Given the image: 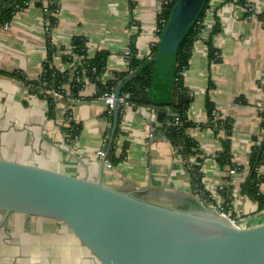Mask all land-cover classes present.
<instances>
[{
  "label": "crops",
  "instance_id": "0c3cea01",
  "mask_svg": "<svg viewBox=\"0 0 264 264\" xmlns=\"http://www.w3.org/2000/svg\"><path fill=\"white\" fill-rule=\"evenodd\" d=\"M244 1L254 6L255 13L232 0L209 1L203 36L208 35L216 16L220 31L213 37V46L220 58L210 62L206 44L198 40L183 72L189 98L184 105L189 123L185 133L200 151L187 162L167 139L165 113L162 122L152 123L149 115L155 110L147 106L119 110L109 147L113 119L108 120L107 107L95 100L94 84L87 81L68 104L56 99L60 101L56 114L49 117L46 99L30 91L20 78H39L48 61L49 45L54 48L52 54L62 56L54 65L69 70L64 54L79 42L89 58L106 55L101 82L112 79L114 72L128 73L123 53L130 50L136 58L150 59L151 47L157 44L161 0H59L50 32L43 8L31 4L18 12L7 28L0 29V158L97 180L102 163L97 151L103 149L108 156L113 146L115 155L123 159L111 169L104 167L106 184L135 190L149 201L175 205L187 197H198L192 190L190 169L202 159V185L219 202L217 189L229 178L227 168L220 169L215 160L223 133L210 127L211 105L216 116L232 123V162L243 167L229 185L230 212L245 217L246 226L263 222L264 210L259 211L256 203L240 193L251 149L264 138V20L260 18L264 17V0ZM171 80L156 94L171 93ZM166 98L176 104V95ZM71 123L78 134L69 142L64 129ZM260 190L264 192V184ZM80 256L71 238L51 222L0 213V264H81Z\"/></svg>",
  "mask_w": 264,
  "mask_h": 264
},
{
  "label": "water",
  "instance_id": "95a60500",
  "mask_svg": "<svg viewBox=\"0 0 264 264\" xmlns=\"http://www.w3.org/2000/svg\"><path fill=\"white\" fill-rule=\"evenodd\" d=\"M206 1L177 0L157 53L146 64H155L151 93L162 92L172 79L179 43ZM120 92L121 85L114 92L109 147ZM186 95L177 92L178 106L189 101ZM139 101L149 104L150 93ZM163 116L157 112V122ZM106 159L107 153L97 180H90L0 158V213L51 222L75 243L81 264H264V221L235 225L198 197L175 205L115 188L103 179Z\"/></svg>",
  "mask_w": 264,
  "mask_h": 264
},
{
  "label": "trees",
  "instance_id": "16d2710c",
  "mask_svg": "<svg viewBox=\"0 0 264 264\" xmlns=\"http://www.w3.org/2000/svg\"><path fill=\"white\" fill-rule=\"evenodd\" d=\"M34 1V2H33ZM166 2L162 4L161 11L158 15L159 21L167 22L171 16L174 7L176 6L177 0H165ZM209 1L207 0L204 3L202 11L199 13L195 21L187 29L184 38L179 43V47L174 59V74L171 82L169 83V89L171 93H163L161 95L151 93L152 90V78L155 64L146 66L149 58H136L131 55L129 58V70L131 72L130 76L128 73L114 72L113 78L107 80L106 82H101L100 77L101 73L105 67L106 55L100 54L96 57L89 58L86 54V48L82 42L76 43L73 46V52L82 57L83 67L77 69L78 75L75 73L70 74V70H67L63 73L58 72L54 68L50 67L48 64L51 60V54L54 52V48L50 45L47 47L48 51V61L43 66V73L39 76L37 80H26L24 77H20L22 81L25 82L30 91L34 94L41 96L46 99L48 103V115L53 117L57 111V105L61 103L68 104L71 98H75L77 94L82 89V77L87 78L88 81L92 82L96 86V98L104 89H116L121 85V92H130L131 98L130 103L135 106L144 105L150 109H153L158 112L165 113V119L163 128L165 130L167 139L171 142L177 154L181 156L184 160H188L190 156L200 154V151L197 148L196 142L186 135L185 129L188 127L189 123L186 121V108L184 106H177L173 100L169 101L166 97L167 95L175 96L177 92L185 90L183 86V72L188 67L190 58L192 56V51L195 45V42L198 40H203L206 44L208 51V59L210 62H217L220 58L219 52L213 46V37L219 33L220 26L219 22L214 17V24L212 25L207 36H203V32L207 29L205 21L207 18V13L210 9ZM59 0H0V29L6 24L10 23L15 14L28 8L31 4L34 6L43 8L46 10L47 19L51 27H54L56 23L55 17L51 14L56 12L59 8ZM244 3V0H240V4ZM46 4V5H45ZM264 20V17H260ZM160 37L163 33V26L159 24ZM158 50V44H155L151 47L150 58L156 55ZM64 60L67 61V58L64 57ZM85 69L84 74L82 75L81 69ZM95 68V72L92 73L91 69ZM76 76L79 80L76 79ZM130 78L129 81H125ZM46 82L43 88L45 90L54 89L58 92H62V86L68 84L69 91L63 92V98L60 101H57L55 98H52L48 95L39 94L35 87L40 85L41 82ZM125 81V82H124ZM148 91L151 95L150 103L144 104L139 101L141 94ZM209 106V114L211 118L210 127L214 130L215 133L222 132L223 136L221 137V151L216 155L215 160L220 169H234L236 173H239L243 170V167H238L232 162L231 154V134H232V123L230 121L224 120L216 116L214 109ZM169 112H171L170 115ZM107 115V114H106ZM108 120H112V116ZM175 116H178L180 123L174 125ZM261 116L264 120V112L261 113ZM264 129V121L262 124ZM66 138L69 142H72L78 134V129L71 123L68 128H65ZM117 134V133H116ZM114 147H111V150L107 156V159L113 164H116L123 159L122 156H116ZM198 160V159H197ZM202 159H199L197 165L191 166L190 177L192 190L196 195H199L200 199L203 201H212L209 197V193L204 189L202 185V175L200 172V164ZM264 165V138L259 144H255L249 155L248 160V174L244 179L243 183L240 186L241 195L246 196L249 200L256 203L258 210H264V192L260 190L262 184H264V174L261 173V167ZM221 199L224 200V204L230 206L232 201V188L230 186L224 187V189L219 193Z\"/></svg>",
  "mask_w": 264,
  "mask_h": 264
},
{
  "label": "built area",
  "instance_id": "2783aa9c",
  "mask_svg": "<svg viewBox=\"0 0 264 264\" xmlns=\"http://www.w3.org/2000/svg\"><path fill=\"white\" fill-rule=\"evenodd\" d=\"M232 1L235 2L236 4L242 5V7H244L250 13H255L254 6L251 5V4H249V3H247L246 1H244V3H242V4H240V0H232ZM165 2H166L165 0H161V3L162 4L165 3ZM58 5H59V3H58ZM44 11L46 13H48L46 10H44ZM57 12H58V9L56 10V12L52 13L51 15L53 17H55L56 14H57ZM262 23L264 24V21H262ZM9 24L10 23L6 24L4 26V28H7L9 26ZM159 24H161V26H163V28H164L166 22L165 21H160ZM52 28L53 27L50 28L49 22H47V26H46L47 32H50ZM160 29L161 28L159 26L156 29V33H157V36H158L157 44H159L160 38H161L159 36L160 35V31H161ZM64 55L66 56L67 61L69 63L70 74L75 73V71H76L75 75H78L79 73L77 72V69L79 67H83V64H84L83 61H82V57L79 56V55H77L76 53H74L73 50H71L70 52L65 53ZM130 56H131L130 50L125 51L123 53V55H122V58L125 60V62L127 64V67L125 68V72H128V73H131L130 70H129V67H128L129 66V58H130ZM61 57L62 56H60V55H54V54H52L51 55V60H50V62H49L48 65L50 67L54 68L55 70H57L58 72L63 73V72H65V69L64 68H62V67H56L54 65V63L56 61H58L59 59H61ZM84 72H85V69L82 68L81 69L82 75L84 74ZM91 72L94 73L95 72V68H92L91 69ZM42 73H43V71H42ZM76 79L79 80V78L77 76H76ZM87 81H88L87 78L82 77V88L84 87V84ZM88 82L89 83H92L90 81H88ZM45 84H46V82H44V81L41 82L40 85H38V86L35 87V90L39 94L48 95V96H50L52 98H55L57 100H61L63 98V92L69 91V86H65L66 89L68 88L67 91H66L65 88L63 89V86H62V88H61L62 89V92H58V91H56L54 89L45 90L43 88V86H45ZM92 84H94V83H92ZM114 92H115V89H109V88H107V89H104L95 98L96 101H99V102L103 103L107 107V110H108L109 113L112 111V106H113L114 101H115ZM130 98H131L130 92H127V91L126 92H120V95H119V98H118V103H119V108H120L119 110L120 111H125L126 109H129L130 107H134L130 103V101H129ZM261 106H262L261 104L258 105V107L260 109H262ZM170 115H172V114H170ZM149 119H150V121L152 123L157 122V112L151 110L150 111V115H149ZM179 123H180V121H179L178 116H175L174 125H177ZM97 156L100 159H103L104 156H105V151L103 149H99L97 151ZM104 167L105 168H108V169H111L113 167V165H112V163L108 159H106L105 162H104ZM226 175H227V178H229V180L225 182V185L226 186L225 185H219V187L217 189L218 190L217 191L218 193H220L224 189V187H228L229 185H231L233 183V178L236 175V171L234 169H227ZM197 196L199 197V195H197ZM219 198L221 200V201L219 200V202L218 201H215L213 199H212V201H206V202L204 201V202L206 204L214 207L218 211V213H220L221 215L227 217L235 225L244 224L246 222L247 219H245V217H242V216L235 217V216H233L232 213L230 212L231 211V204H230V206H228L227 204H224V200L221 199L220 196H219Z\"/></svg>",
  "mask_w": 264,
  "mask_h": 264
}]
</instances>
